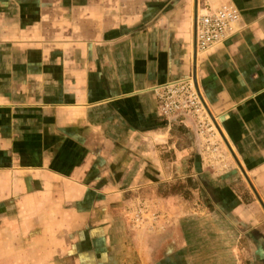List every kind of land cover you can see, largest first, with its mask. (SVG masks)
Instances as JSON below:
<instances>
[{"label": "crops", "instance_id": "0c3cea01", "mask_svg": "<svg viewBox=\"0 0 264 264\" xmlns=\"http://www.w3.org/2000/svg\"><path fill=\"white\" fill-rule=\"evenodd\" d=\"M224 6L234 33L195 52L196 14ZM190 75L222 140L211 163L189 119L157 110L154 89ZM193 154L219 176L204 264H264V0H0V264H202L166 232V199L117 217L133 162Z\"/></svg>", "mask_w": 264, "mask_h": 264}, {"label": "rangeland", "instance_id": "374dc122", "mask_svg": "<svg viewBox=\"0 0 264 264\" xmlns=\"http://www.w3.org/2000/svg\"><path fill=\"white\" fill-rule=\"evenodd\" d=\"M223 149L226 152L225 147H223ZM199 152L200 149H198V153ZM191 157L192 161L190 168H188V161L186 159H182L177 163H172V160L165 161L162 163L163 165L161 164L160 166H156L154 163L146 164L144 162H133L131 172L133 175H138L137 185L135 181H133V183L135 186L139 187L136 192H133L131 195L129 194L134 207L131 210L126 209L125 207L124 210H121L117 217H121L120 219L123 220L127 218L136 220L138 218L146 219V216L148 215L152 218L156 216V212L152 213L150 208H154L155 211V209H157L156 201L160 198L166 199L169 201V203L165 202L164 205L166 213H169L166 216L167 221L165 222V230L167 229L166 232H171L172 228L179 224L186 240L191 241V248L193 251H196L198 260L204 264L206 261L204 258L206 247H210L212 242L210 218L220 217V210L215 205L216 200L211 190L213 185H217V177L219 176H216V178L212 180L213 182H211V179H213L210 178L209 171H211V169L207 168V170L200 171L198 158H195L197 159L195 163L194 154ZM198 157L201 159L200 156ZM194 165H197L196 167L199 170L198 173H196L197 169H194ZM218 171H220V169ZM146 174L149 177V182L143 185L145 179H142L141 177H144ZM188 175H192V178L198 182L199 188L197 191L191 190L185 199L181 196H163L162 194H158V191L160 190H162V192H168L169 185L177 182H185ZM157 181H159V183H157ZM158 187H161V189H158ZM153 200L155 201V204L151 205ZM210 203L213 205H211L212 208L215 209L213 214L210 213ZM148 208L149 211L147 212L146 210H148ZM205 221H208V225ZM120 224L121 223H119V226H116L117 232H124L125 228L127 234L135 233L138 230H141L139 228L140 222L139 225L135 227H132L131 224L128 226L127 222L125 223L126 226ZM6 229L7 227H4V232L10 233L9 229ZM17 229L18 227L15 228V231ZM12 230L13 229L11 228V231ZM207 237H209V241L211 240V242L207 241ZM9 260L13 261V259ZM54 261V264H62L60 259H54ZM7 264L11 263L7 262ZM13 264H18V262Z\"/></svg>", "mask_w": 264, "mask_h": 264}, {"label": "built area", "instance_id": "2783aa9c", "mask_svg": "<svg viewBox=\"0 0 264 264\" xmlns=\"http://www.w3.org/2000/svg\"><path fill=\"white\" fill-rule=\"evenodd\" d=\"M240 20L234 6H224L213 11L196 14L193 46L195 52L221 43L232 35ZM161 117L187 118L200 139V157L203 161L220 159L221 137L212 121L204 97L192 75L165 83L153 91ZM139 225V222H138Z\"/></svg>", "mask_w": 264, "mask_h": 264}, {"label": "trees", "instance_id": "16d2710c", "mask_svg": "<svg viewBox=\"0 0 264 264\" xmlns=\"http://www.w3.org/2000/svg\"><path fill=\"white\" fill-rule=\"evenodd\" d=\"M198 188V182L192 177H187L185 182H177L169 185L168 192H162V190H160L158 194H162L163 196H181L185 199L191 190H198ZM158 189H161V187H158Z\"/></svg>", "mask_w": 264, "mask_h": 264}, {"label": "bare ground", "instance_id": "6f19581e", "mask_svg": "<svg viewBox=\"0 0 264 264\" xmlns=\"http://www.w3.org/2000/svg\"><path fill=\"white\" fill-rule=\"evenodd\" d=\"M220 136V135H219Z\"/></svg>", "mask_w": 264, "mask_h": 264}]
</instances>
